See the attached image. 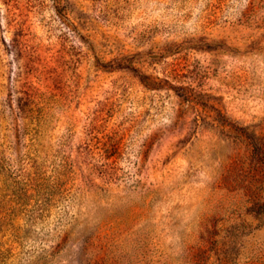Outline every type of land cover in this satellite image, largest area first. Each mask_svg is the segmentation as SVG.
Wrapping results in <instances>:
<instances>
[{
	"label": "rangeland",
	"instance_id": "obj_1",
	"mask_svg": "<svg viewBox=\"0 0 264 264\" xmlns=\"http://www.w3.org/2000/svg\"><path fill=\"white\" fill-rule=\"evenodd\" d=\"M0 264H264V0H0Z\"/></svg>",
	"mask_w": 264,
	"mask_h": 264
}]
</instances>
